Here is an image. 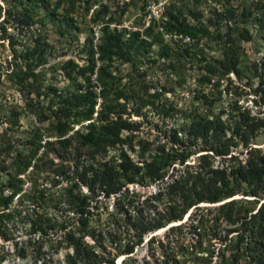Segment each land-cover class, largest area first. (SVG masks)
<instances>
[{"label":"trees","instance_id":"obj_1","mask_svg":"<svg viewBox=\"0 0 264 264\" xmlns=\"http://www.w3.org/2000/svg\"><path fill=\"white\" fill-rule=\"evenodd\" d=\"M63 1L58 0L56 7L59 8ZM136 1L123 0L116 17L111 12V1L66 0L69 6L66 12L78 4L96 27L82 42L81 47L86 53L82 63L74 58L53 62V69L60 71L68 81L67 88L57 91L56 86L49 87L51 93L40 90L43 72H36L35 68L47 63V50L53 47L52 44L34 38L30 47L19 52L20 57L16 52L13 55L9 65H16V69L11 72L17 71L16 60L25 66L18 78L20 89L26 88L36 97L44 94L50 108L30 106L29 111L37 121H48V125L45 130L36 127L33 133L27 131L29 135L22 140L26 152L16 146L18 140L14 137L13 124L0 130V236L3 240L14 237L12 228L20 223L28 233L48 236L51 247H73L66 264H115L114 259L119 253L125 254L119 264H132L131 256L143 241L144 234L181 220L190 209H196L187 216L191 220L189 225L179 223L168 227L166 241L156 239L154 235L147 240V264H210L215 255L220 258L218 264H235L240 257L245 260L248 257V263L264 264L260 249L255 248L257 240L254 241L264 233V201L259 203L264 197V149L252 147L249 142L250 135L259 129L264 131V117L252 114L247 107L241 109L235 102L230 111L236 117L227 122L223 118V109L217 108L219 97L205 93L204 98L196 96V107L190 105L191 108L180 110L181 121L175 120L163 135H140L145 120L134 119L132 115H143V107H151L158 114L170 117L179 110L166 108L165 101L161 100L162 93L158 90L149 93L150 86L145 80L135 82V74L122 80L124 76L116 70L114 61L134 64V57L141 48L150 49L154 45H157V54L168 59L182 56L183 50H192L195 56L199 52L198 59L203 60L205 56L199 48L201 39L212 33L203 24L186 22L184 9L188 8L190 0H170L165 6L166 18L152 17L148 25L143 22L148 0H141L138 24L124 25L122 15L126 7ZM214 2L225 12L220 24L226 28L213 36L222 43V56L216 63L205 62L204 68L211 74L203 72L198 77L202 87L217 85L220 76L229 72L239 76L244 66L246 68L241 64V38L252 39L246 28L237 29V36L230 35L232 25L228 18L234 16V8L229 6V0ZM26 3L20 18L9 13L6 21L19 20L30 28L33 22L28 11L34 10V3ZM245 13L259 31L264 29L261 0L254 3L252 9L245 7ZM49 15L53 16L52 10L47 17ZM59 15H63L66 26L74 27L67 13ZM165 34L170 36L166 38ZM253 75L258 80L252 92L260 96L259 100L253 98L254 102L264 103V60L259 68L254 64ZM154 99L162 103L158 105ZM239 146L246 149L244 159L240 151L233 149ZM40 147L46 148L44 155L52 151L62 160L74 159L73 164H57L67 184L56 197L48 200L53 202V212L36 210L35 203L41 206L47 201L44 192L23 191V179L19 176L30 166L39 167L40 158L35 161L33 158ZM127 148L136 152L137 160L131 157ZM112 150L113 154H109ZM46 159L51 160L49 156ZM191 159L194 161L190 162ZM2 174H6L5 180H1ZM149 183L160 185L150 194L134 188L136 184ZM82 186L86 187L85 191ZM237 194L242 197L235 198ZM112 196L118 211L111 214V222L93 226L90 220L100 197ZM223 200L215 207L217 211L213 216L209 211L199 212L198 204ZM25 201L32 205L31 211ZM224 220L226 223L239 222L240 227L218 230ZM186 226L189 232L184 234ZM238 229L236 236H229ZM105 235L115 242V252L107 251L103 246L101 239ZM86 236L94 238L95 242L88 243ZM185 236L189 241L184 242ZM216 238L219 244L214 246L212 240ZM29 240L27 238V242ZM204 240L208 242L205 246ZM23 245L19 248L20 257L25 255ZM9 253L0 246V261Z\"/></svg>","mask_w":264,"mask_h":264},{"label":"rangeland","instance_id":"obj_2","mask_svg":"<svg viewBox=\"0 0 264 264\" xmlns=\"http://www.w3.org/2000/svg\"><path fill=\"white\" fill-rule=\"evenodd\" d=\"M57 1L58 0H0V130L3 128H10L11 124H13L14 127H12L16 130V132H14V137L18 140L16 146L23 152H26V144H23L25 141L22 140H24L25 136L29 135L27 131L33 133V130L36 127L45 130L48 125V121L41 123L37 121L35 116L29 111L30 106L33 104L34 107L41 105H43L44 108L50 107L47 104L48 100L44 94L40 97H36L35 93H28L26 88L20 89L18 78L22 74L20 70H23L25 66L23 64L19 65V62L21 63V61L16 60L18 62L17 71L15 73L11 72V70L15 71L16 69V65H9V62L12 61L13 55L15 56L16 52L18 57H20L19 52L26 47H30L31 44H33L34 38L39 37V39L52 44L53 47H50L47 50V63L43 66H37L35 71L39 73L43 72V78L41 77L42 80L40 84L41 92L51 93L49 87L53 86H56L55 88H57L58 91L59 89L67 88L68 81L62 77L60 71L53 69V62L74 58L82 63L86 54L81 47L82 42L86 36L92 34L90 31L96 28L90 20L91 18L89 14L87 15L85 13L82 6L76 4L73 10H68V12H66L65 9L69 7L66 0L61 3L59 8L56 7ZM105 1L108 3L111 1V12L117 17L122 8L119 6L122 4L123 0ZM257 1L260 0H229V6L234 8V16L230 18L226 17L230 19L232 25L229 34L237 36V29L240 28H246L252 34L251 40L241 38L240 41V47L243 51V54H241V64L246 65V68L244 66L243 71L239 76L234 72H229L224 76H220L217 85L208 84L203 85L202 87V84L198 82V77L201 76L203 72H208V70H205L204 68L206 65L205 62L210 61L211 63H216V61L222 56V43L216 41L213 36H215L216 32H220L226 28L220 24L223 20V16L225 17V12L220 10L221 7H219L218 3L214 2V0H190L188 8L184 9L187 23L197 25L203 24L207 26L212 33L211 36L203 37V39H201L202 45L199 48L200 52L204 53L205 59H198L199 56L197 55L200 53L197 51L198 53L195 56V52H192V50H183L182 56H173L172 59H168L161 54H157V45H154L150 49L141 48L136 54L137 56L134 57V64L127 61H114V65L117 66L116 70L124 76V79L122 80H125L129 74H135L137 78L135 77L134 81L141 82L145 80L146 84L150 86L148 90L149 93H153L155 90L162 93L161 100L162 102L165 101L166 108L179 110L178 113H175L174 116L170 117L168 115L163 116L158 114L151 107H143V110L145 111L143 115H132V118L134 119L145 120L140 135L143 134V137L147 135L150 137L163 135V131L170 128V126L175 123V120L181 121L180 110L191 108L190 105H193L192 108L194 106L196 107L198 104L196 96L197 98L199 96L204 98L205 93H212L213 96L219 97L217 108L219 106L220 109H223V118L227 122H232L231 119L236 117V114L230 111V106L235 102L237 105L241 106V109L247 107L252 114L264 117V103L260 102L256 104L253 98L259 100L260 96L259 94L254 95L252 92L258 80L257 77L253 75L254 64L259 68L262 60H264V29L259 31L258 26L254 25L251 21V17L246 16V13L244 14V8L250 6L252 9L254 3ZM26 2H29V4L34 3V10L28 11L31 16L30 20L33 22L30 28L27 27V25L25 26L20 23L19 20L9 19V21H6L9 13L11 16H18L20 18L21 14L26 10ZM142 2L143 1L141 0H137L134 4L126 7V11H124L122 15L124 25L133 27L136 23L138 24V21L136 22V20L139 18L138 12L141 10L140 6L142 5ZM261 4H264V0H261ZM51 10L53 11V16L49 15V17H47V13ZM61 13L68 14V18L73 22V28L66 26L67 23L64 20L63 15H59ZM42 19L43 21H41ZM36 27L38 31L35 29ZM2 36L5 37L3 38ZM94 36L96 39V34ZM13 41L14 44L12 43V45L11 42ZM173 62L174 64L170 66V63ZM135 64L137 65V68L135 67ZM207 74L210 75L211 73L208 72ZM213 80H215L214 77ZM155 100L157 99H154V102L158 103ZM161 103H158V105ZM227 132V135L232 138L229 131ZM249 142L252 147L264 149V131L259 129L253 135H250ZM127 149L131 157L137 160L138 157L136 152L130 148ZM233 149L235 152L240 151V156L244 159L246 156L245 148L239 146ZM45 151L46 148L40 147L38 153L33 158V161L40 158V160H38V168H36L35 165L34 167L30 166L19 176L23 179V191L35 189L36 191L44 192L43 195L47 201H44L41 206H38V204L35 203L36 210L39 212H53V202L48 200L56 197L59 194L60 189L67 184L65 175L60 173L57 164L59 165L61 162L65 164H73L74 159L69 158L62 160L60 157L55 156L52 151H47L48 155H44L43 152ZM113 152L114 150L110 151L109 154H113ZM42 156L44 159L41 158ZM48 156L51 160L46 159ZM216 160H218V158H216ZM193 161V159L190 160V162ZM5 178L6 174H2L1 180H5ZM159 185L160 183H149L146 185L136 184L134 188L141 193L150 194L155 192ZM82 190L85 191L86 187L82 186ZM234 197L239 198L242 197V195L237 194ZM99 200L98 208L94 209L95 214L90 220L93 226H98L103 222H111V214L118 211V208H115L114 196L109 198L100 197ZM224 201L225 200L215 203L202 202L198 204L200 207L199 212L209 211V214L213 216L217 211L215 209L217 204ZM262 201H264V197H262L259 203ZM24 204L27 209L31 211L33 207L30 202L25 201ZM195 211L196 209L192 210L193 213ZM190 222L191 220L185 215L181 220L173 221L162 228L144 234L143 241L135 248L131 256L133 257L132 264H147L146 260L149 259V246L147 240L152 235H154L156 239L166 241L165 234L168 229H166L167 226L179 223L189 225ZM236 227H240L239 222L226 223L224 220L218 230H221V228L229 229ZM12 230L14 232V237L10 239L3 240V237L0 236V246H3V248L8 249L10 252L5 259L0 261V264H66L67 255L72 254L73 247L55 248L54 245L51 247L52 242L50 239L48 240V236H41L38 233H28L25 230V227L20 223L16 224ZM183 232L184 234L189 232L188 226L183 229ZM237 232H239V229L233 231L229 236H236ZM208 236L211 237L210 234H208ZM27 238H30L28 242ZM86 240L90 244L95 242L94 238L90 236H86ZM187 241H189V238L188 236H185L184 242ZM212 241L214 246L219 244L218 238L213 239ZM254 241L257 243L255 248L257 250L258 248L260 249V257L264 263V233H262V237L256 238ZM101 242L107 251L115 252V242L110 240L109 236L105 235L101 239ZM155 244L156 241L152 243V246H155ZM203 244L204 246L208 244L207 240H204ZM22 245L25 247V255L20 257L18 252ZM38 246L39 249H37ZM123 256H125V254L119 253L114 259L115 264H119L120 260L123 259ZM219 260L220 258L215 255L210 264H218ZM246 260L243 257H240L235 261V264H254L253 262L248 263V257ZM182 264L189 263L184 262Z\"/></svg>","mask_w":264,"mask_h":264},{"label":"built area","instance_id":"obj_3","mask_svg":"<svg viewBox=\"0 0 264 264\" xmlns=\"http://www.w3.org/2000/svg\"><path fill=\"white\" fill-rule=\"evenodd\" d=\"M169 1L170 0H148L147 4L145 5L144 15H143L144 25H148L152 17L157 18V19H160V18L165 19L166 18L164 15L165 6H166V3H168ZM207 1H211V0H207ZM169 36L170 34H165L166 38H168ZM174 37H176V35H174Z\"/></svg>","mask_w":264,"mask_h":264},{"label":"water","instance_id":"obj_4","mask_svg":"<svg viewBox=\"0 0 264 264\" xmlns=\"http://www.w3.org/2000/svg\"><path fill=\"white\" fill-rule=\"evenodd\" d=\"M191 210H192V209H190V211H191ZM190 211H189V213H190ZM189 213H187V214H186V216H188V215H189ZM169 226H171V225H169ZM169 226H167V227H166V229H167Z\"/></svg>","mask_w":264,"mask_h":264}]
</instances>
